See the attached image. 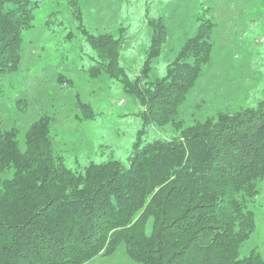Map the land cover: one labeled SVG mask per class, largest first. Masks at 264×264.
<instances>
[{"label":"trees","instance_id":"1","mask_svg":"<svg viewBox=\"0 0 264 264\" xmlns=\"http://www.w3.org/2000/svg\"><path fill=\"white\" fill-rule=\"evenodd\" d=\"M70 3L81 22L78 1ZM37 5L0 0V96L4 78L19 69L22 35ZM213 26L202 22L154 83L145 82L147 63L160 56L162 24L153 28L135 80L120 64L121 39L83 32L98 57L89 72L114 80L141 106L143 128L178 124L180 107L210 61ZM50 129L48 117L35 122L24 151L16 129L0 130V264H86L121 244L138 264H264L256 252L240 256L256 229L248 200L264 179V100L169 140L136 142L129 166L110 160L81 173L54 154Z\"/></svg>","mask_w":264,"mask_h":264},{"label":"rangeland","instance_id":"2","mask_svg":"<svg viewBox=\"0 0 264 264\" xmlns=\"http://www.w3.org/2000/svg\"><path fill=\"white\" fill-rule=\"evenodd\" d=\"M80 22L70 0H38L33 22L22 35L19 69L3 80L0 130L16 129L20 149L25 135L42 117L51 119L53 152L67 168L81 173L90 164L117 160L129 166L134 144L169 140L187 128L256 108L264 100V0H77ZM213 24L210 61L179 109L178 124L143 128L136 101L106 76L92 77L98 60L83 32L121 39L120 64L131 80L142 72L153 28L162 24L166 40L150 60L148 83L163 79L170 64L199 33ZM147 68V67H146ZM256 229L240 256L264 260V179L247 205ZM153 219L147 223L152 232ZM86 264H138L121 244L109 256Z\"/></svg>","mask_w":264,"mask_h":264}]
</instances>
